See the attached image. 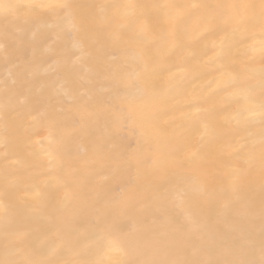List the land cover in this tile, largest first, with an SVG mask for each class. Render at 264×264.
Returning a JSON list of instances; mask_svg holds the SVG:
<instances>
[{
    "label": "snow or ice",
    "instance_id": "obj_1",
    "mask_svg": "<svg viewBox=\"0 0 264 264\" xmlns=\"http://www.w3.org/2000/svg\"><path fill=\"white\" fill-rule=\"evenodd\" d=\"M0 264H264V0H0Z\"/></svg>",
    "mask_w": 264,
    "mask_h": 264
},
{
    "label": "bare ground",
    "instance_id": "obj_2",
    "mask_svg": "<svg viewBox=\"0 0 264 264\" xmlns=\"http://www.w3.org/2000/svg\"><path fill=\"white\" fill-rule=\"evenodd\" d=\"M20 2H26V0H20ZM29 39H30V36H29V35H26V36L24 37L25 42H27ZM38 39H39V38H37V40H38Z\"/></svg>",
    "mask_w": 264,
    "mask_h": 264
}]
</instances>
